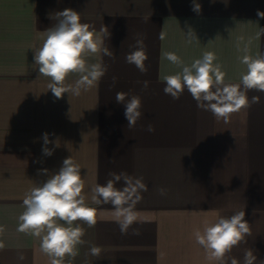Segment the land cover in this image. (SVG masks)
<instances>
[{
	"label": "crops",
	"instance_id": "1",
	"mask_svg": "<svg viewBox=\"0 0 264 264\" xmlns=\"http://www.w3.org/2000/svg\"><path fill=\"white\" fill-rule=\"evenodd\" d=\"M193 2L0 0V264H50L39 239L17 231L18 217L25 210V194L47 179L38 170L58 172L70 156L81 167L86 202L97 209L95 227L79 222L86 243L71 264H217L207 259L194 233L239 210L246 213L251 235L227 254V264L232 258L244 264L249 249L257 256L254 264H262L264 93L249 90V100L259 96L260 103L233 113L227 122L217 120L197 107L187 89L178 100L164 93L163 77L182 67L162 54L174 52L191 65L213 52L225 82L241 83L244 46L251 41L249 54L264 53V37L256 39L264 28V19L257 17V10L264 12V0H195L201 5L199 14ZM65 8L79 12L81 22L96 31L107 26L111 36L105 46L114 56L90 58L107 67L97 86L57 99L48 90L49 78L39 75L33 49L41 46L43 31L56 23L49 17ZM189 29L197 38L191 43ZM138 34L145 37V74L125 61ZM77 78L69 76L66 84ZM118 91L142 99L143 115L134 128L127 127L124 105L115 102ZM148 124L154 132L146 130ZM45 132L59 144H48L54 148L50 157L42 152ZM110 172L142 177L148 185L127 235L121 234L110 204L91 201V188L104 185ZM116 187H123L122 182ZM160 188L166 195L159 194ZM92 245L101 249L98 257L89 254ZM21 254L24 260L18 258Z\"/></svg>",
	"mask_w": 264,
	"mask_h": 264
},
{
	"label": "clouds",
	"instance_id": "2",
	"mask_svg": "<svg viewBox=\"0 0 264 264\" xmlns=\"http://www.w3.org/2000/svg\"><path fill=\"white\" fill-rule=\"evenodd\" d=\"M193 11L197 14L201 11V5L195 0ZM257 17L264 19V12L257 10ZM49 18H55L56 23L43 31L41 46L33 49L34 64L38 66L39 75L49 78L47 87L55 98L60 99L65 93L79 96L81 91L97 86L106 74L107 67L102 62H90V58L101 54L114 56L105 46V38H110L111 33L105 25L96 31L90 24L82 23L80 13L72 8L58 11ZM187 37L191 43L196 38L194 31L189 29ZM261 37H264V28L260 27L256 39ZM159 39H165L163 31ZM144 40L143 34H138L135 45L130 46L134 50L125 56V61L142 74L148 71ZM250 44L251 41L243 48L241 63L246 65V72L239 84L225 82L226 73L222 71L221 64L214 63L217 57L213 52H205L202 58L194 60L191 65H185L174 52H164V59L182 67V71L163 77L164 93L178 100L187 89L198 108L210 111L217 120L227 122L233 113L260 103L259 96H252L249 100V90L264 93V53L258 52L255 56L249 54ZM71 75L78 78L74 84H66V79ZM112 79L115 83L116 77ZM148 86L149 82L143 81V88L147 89ZM114 99L116 103L124 105L127 127L134 128L143 115L141 97L132 95L129 98L127 92L118 91ZM146 130L152 133L155 128L148 124ZM49 136L47 132L42 136V152L44 156L50 157L54 148H49L48 144L55 143V147H59V144L51 141ZM80 170V165L71 156L63 160L58 172L50 173L46 168L38 170L47 179L32 187L23 199L25 210L18 217L17 231L39 239L40 250L49 257L50 264H65L66 257L70 258L68 264H71L79 255V246L86 243L83 239L85 230L79 222L89 228L95 227L97 223V209L89 206L83 194L85 182ZM109 176L111 178L104 185L96 184L91 188V201L95 205L110 204L121 234L127 235L129 228L137 222L135 206L142 200V193L148 191V185L142 177L126 172H110ZM121 182L123 187L117 188L116 185ZM158 191L160 195H166L164 188ZM245 215L244 210H239L229 217H219L216 222L206 224L202 232L197 230L194 233L196 242L205 249L208 260L227 264V254L251 235ZM3 231V226H0V232ZM132 234L140 233L139 230H133ZM3 247L0 244V249ZM100 252L101 249L96 245L89 248L92 256L98 257ZM18 258L25 259L22 254ZM256 260L253 250L245 251L244 264H254ZM231 264H238V261L232 258Z\"/></svg>",
	"mask_w": 264,
	"mask_h": 264
}]
</instances>
